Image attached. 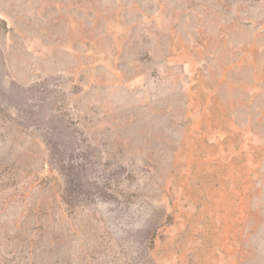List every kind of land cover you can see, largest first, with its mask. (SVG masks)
I'll return each mask as SVG.
<instances>
[{"label": "rangeland", "instance_id": "1", "mask_svg": "<svg viewBox=\"0 0 264 264\" xmlns=\"http://www.w3.org/2000/svg\"><path fill=\"white\" fill-rule=\"evenodd\" d=\"M0 264H264V0H0Z\"/></svg>", "mask_w": 264, "mask_h": 264}]
</instances>
